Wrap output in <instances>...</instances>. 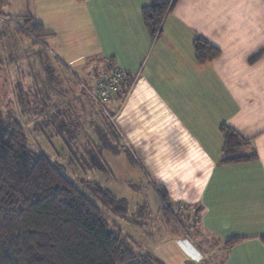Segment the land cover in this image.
<instances>
[{"label": "crops", "instance_id": "crops-1", "mask_svg": "<svg viewBox=\"0 0 264 264\" xmlns=\"http://www.w3.org/2000/svg\"><path fill=\"white\" fill-rule=\"evenodd\" d=\"M152 1L53 0V30L28 8L21 14L41 22L46 40L53 39V73L68 66L81 88L108 68L130 75L126 94L105 102L117 140L112 153L137 167L158 204L145 214L144 199L153 204L143 189L127 197L105 187L127 201L130 221L112 219L134 247L164 264H264V0H175L156 38L141 14ZM198 35L219 55L199 63ZM223 124L249 139L237 151L254 159L220 161ZM103 172L114 174L108 166ZM171 212L185 220L187 234Z\"/></svg>", "mask_w": 264, "mask_h": 264}, {"label": "trees", "instance_id": "trees-1", "mask_svg": "<svg viewBox=\"0 0 264 264\" xmlns=\"http://www.w3.org/2000/svg\"><path fill=\"white\" fill-rule=\"evenodd\" d=\"M174 2L153 0L142 8V19L151 37L161 33L164 17ZM23 16V23L9 20L14 25L13 32L29 34L32 45L43 46L50 34L32 15ZM0 20L7 22L1 17ZM193 49L199 63L220 53L202 35L193 40ZM14 53L8 56L11 60ZM125 92L119 90L118 97L122 98ZM61 113L53 106L55 129L68 145L62 133L71 136V131ZM40 121L43 127V120ZM221 131L225 139L221 162L256 157L237 151L249 139L228 125L223 124ZM104 147L110 148L107 144ZM92 164L97 170L107 169L101 157L92 160ZM157 190L165 197L160 186ZM112 215L130 221L125 199L115 197L99 182L81 179L78 183L71 179L49 154L29 147L20 121L13 120L0 130V264H164L152 254L138 251L130 236L113 222ZM239 239L231 238L226 244Z\"/></svg>", "mask_w": 264, "mask_h": 264}, {"label": "rangeland", "instance_id": "rangeland-1", "mask_svg": "<svg viewBox=\"0 0 264 264\" xmlns=\"http://www.w3.org/2000/svg\"><path fill=\"white\" fill-rule=\"evenodd\" d=\"M52 4L53 0H0V17L7 21L0 20V130L5 129L13 120L20 121L24 126L29 147L37 152L44 151L49 154L51 159L57 161L62 170L78 183L81 179L99 182L116 195L127 197L133 189H143L146 192L145 196H149L153 204L149 206L150 202L144 199L143 203L146 206L141 207V212L143 213L145 209L147 214L151 211V207L157 206L158 200L143 175L134 164L129 163L125 154L120 152V156H116L112 153L117 140L114 133L108 129V116L97 104L87 98L86 89L81 88L75 81L72 69L62 65L65 68L63 71L56 69L58 74L53 73V39L46 40V45L43 46L38 43L32 45V37L29 34L21 36L19 32H13L14 25L9 20L23 23L25 17L21 13L27 8L45 21L47 29L53 30V13L48 12ZM9 33L15 38L20 37L23 44L26 42L25 51H31V56L21 52L16 46L18 44L15 42L16 39L14 38V41ZM67 36L68 34L64 32V37ZM70 40L71 36L68 38V41ZM68 44L73 45L72 41ZM11 52L16 54L12 60L8 57ZM39 52L49 63L48 69L41 63L40 55L36 56L38 62L32 58L33 54ZM68 82L76 87L69 86ZM102 104L106 105L107 110L109 109L107 103L102 101ZM55 105L58 112H62L59 114L60 117L67 120L71 131V136L62 133L68 145L62 142L61 134L55 129L56 116L53 118ZM40 120H43V127L40 125L42 122ZM45 122L47 124H44ZM105 144L110 150L104 148ZM101 151L104 152L103 158L108 162L107 166L113 171V175H108L93 166L92 160L101 157ZM122 162L126 164H120ZM114 178L120 182L127 181L130 186L119 184ZM171 215L176 218L177 223L184 225L185 220L179 214L175 212L174 215L171 212ZM168 218L171 219V216ZM190 234L194 235L193 232Z\"/></svg>", "mask_w": 264, "mask_h": 264}, {"label": "built area", "instance_id": "built-area-1", "mask_svg": "<svg viewBox=\"0 0 264 264\" xmlns=\"http://www.w3.org/2000/svg\"><path fill=\"white\" fill-rule=\"evenodd\" d=\"M129 83L131 84L130 75L126 71L118 67H112L108 70L98 72L94 77L93 84L89 87L85 84L84 87L88 96L95 104L106 112L108 119L112 120L113 117L108 112L106 105L102 104V101L105 103L107 100L114 98L121 89H124V92L125 90L127 92V88H129L127 85ZM183 207L184 206L180 204V208L182 209ZM175 221L177 222L176 218ZM179 227L185 234H187V230L183 225L179 223Z\"/></svg>", "mask_w": 264, "mask_h": 264}]
</instances>
